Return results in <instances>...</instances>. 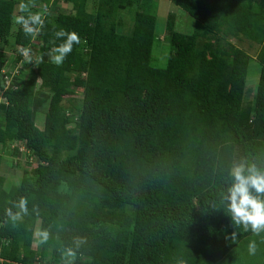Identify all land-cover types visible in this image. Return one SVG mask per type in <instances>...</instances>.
Returning <instances> with one entry per match:
<instances>
[{
    "label": "trees",
    "instance_id": "1",
    "mask_svg": "<svg viewBox=\"0 0 264 264\" xmlns=\"http://www.w3.org/2000/svg\"><path fill=\"white\" fill-rule=\"evenodd\" d=\"M60 1L35 0L45 26L35 39L18 27L14 49L30 47L32 62L16 50L9 69L23 68L6 86L20 0H0V145L22 166L6 186L0 152V264L217 263L253 234L222 194L239 163L264 172V0H171L196 26L181 32L169 19L164 66L153 56L158 18L142 0H62L72 11L54 14ZM61 28L81 43L56 66L47 53ZM232 38L259 45V82L246 97L252 55ZM22 197L28 214L13 221L7 210ZM36 228L48 233L38 250Z\"/></svg>",
    "mask_w": 264,
    "mask_h": 264
},
{
    "label": "rangeland",
    "instance_id": "2",
    "mask_svg": "<svg viewBox=\"0 0 264 264\" xmlns=\"http://www.w3.org/2000/svg\"><path fill=\"white\" fill-rule=\"evenodd\" d=\"M56 6V7H55ZM53 6V13L56 14L58 12H70L72 11V3H68L66 1H60L57 5ZM148 6L150 8H148ZM140 9L143 10H152L158 18V36L160 41H156L154 47V63L159 66H164L167 63L168 53L171 51V45L166 39L167 34V26L169 19L175 22V27L177 30L185 33H192L196 26V20L192 17L187 11L182 9L180 6L176 5L171 0H142L141 5H139ZM147 8V9H145ZM44 12V10H41ZM20 15L18 6L15 11L14 18ZM124 22L127 24L126 28H124V32L128 33L131 32L132 26L134 23L133 15L124 14ZM124 24V25H125ZM19 25L13 22L12 32L8 36L6 43V52L7 56L10 58V61L6 65L7 68L11 67V61L16 55V50L14 49V41H15V34L18 29ZM232 42L238 44L239 46L246 49L251 55V61L249 65L248 77H247V90L245 97L248 96L251 91L256 92L257 84L259 82L260 71H261V64L255 58L259 45L253 44L250 45V42L245 40H238L237 38H232ZM1 49L4 50L3 46L1 45ZM39 93H42L38 91ZM44 94V93H42ZM82 97V90L77 89V91L72 92L71 94H67L64 97L63 105L68 108L72 105L71 100L72 98H81ZM48 109V101L43 102L39 105V110L36 114V125L40 128H43L45 124V116ZM0 152H2L3 161L1 164V173L6 177V186H10L11 184L18 182L20 176L22 174V166H15L13 164L12 156L8 155L6 150L1 148L0 145ZM21 164L24 165V158H19ZM38 226V224H37ZM42 240V236L37 231V228L34 233L33 239V246L36 250L39 248V242ZM255 242L256 250L255 253L252 254L249 252V244L251 242ZM264 261V231H261L259 234H250L248 237L243 239L239 244H237L232 251L227 253L220 261L215 264H259Z\"/></svg>",
    "mask_w": 264,
    "mask_h": 264
},
{
    "label": "clouds",
    "instance_id": "3",
    "mask_svg": "<svg viewBox=\"0 0 264 264\" xmlns=\"http://www.w3.org/2000/svg\"><path fill=\"white\" fill-rule=\"evenodd\" d=\"M35 7V0H20L18 5L20 15L14 18V23L22 28L25 36H30L32 39L39 36L45 26L46 10L33 12L32 9ZM54 37L55 39L51 41L53 47L47 55L54 65L60 66L71 54L73 46L81 43V39L76 32H68L62 28L54 31ZM56 40H62V42L57 45ZM17 51L24 61L32 62L33 50L30 47L18 46ZM42 59L41 56L40 60L42 61ZM230 176L233 183L228 187L227 192L222 194V199L229 202L228 210L231 213V218L235 224L243 225L245 231L251 226L252 232L259 234L264 231V199L260 198L264 196V172L258 170L254 164L245 166V163L241 162L231 169ZM253 190L256 195H253ZM14 207L19 211L13 213L12 209L7 210V215L13 221L20 219L22 214H28L25 198L22 197ZM40 235L46 242L48 233L42 232ZM255 250L256 245L253 241L249 244V252L254 254ZM66 255L74 258L75 252L68 248Z\"/></svg>",
    "mask_w": 264,
    "mask_h": 264
},
{
    "label": "built area",
    "instance_id": "4",
    "mask_svg": "<svg viewBox=\"0 0 264 264\" xmlns=\"http://www.w3.org/2000/svg\"><path fill=\"white\" fill-rule=\"evenodd\" d=\"M21 68H23V62L17 63V65L13 69H9L6 66L2 69V74L6 86H10L12 84V80L14 79V76L20 74ZM14 88H17V85H14Z\"/></svg>",
    "mask_w": 264,
    "mask_h": 264
}]
</instances>
